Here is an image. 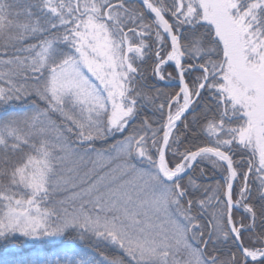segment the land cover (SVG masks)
Returning <instances> with one entry per match:
<instances>
[{"label": "snow or ice", "instance_id": "snow-or-ice-1", "mask_svg": "<svg viewBox=\"0 0 264 264\" xmlns=\"http://www.w3.org/2000/svg\"><path fill=\"white\" fill-rule=\"evenodd\" d=\"M0 248L264 264V0H0Z\"/></svg>", "mask_w": 264, "mask_h": 264}, {"label": "trees", "instance_id": "trees-1", "mask_svg": "<svg viewBox=\"0 0 264 264\" xmlns=\"http://www.w3.org/2000/svg\"><path fill=\"white\" fill-rule=\"evenodd\" d=\"M22 247L27 248L28 246L27 245H23ZM3 259H4V257H3V249L0 248V264H3Z\"/></svg>", "mask_w": 264, "mask_h": 264}]
</instances>
